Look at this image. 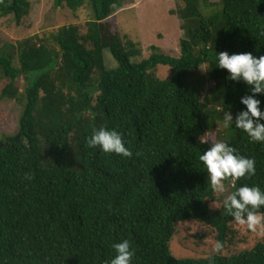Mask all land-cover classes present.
Segmentation results:
<instances>
[{"label": "trees", "instance_id": "trees-1", "mask_svg": "<svg viewBox=\"0 0 264 264\" xmlns=\"http://www.w3.org/2000/svg\"><path fill=\"white\" fill-rule=\"evenodd\" d=\"M84 1L53 3L76 10ZM89 1L84 30L61 25L0 49V101L21 104L16 131L0 139V264H105L123 239L135 249L132 264H264V241L197 259L174 258L168 248L186 219L212 228L221 246L228 241L235 218L224 205L209 208L218 192L199 159L209 147L199 136L215 127L218 110L235 118L246 107L240 97L247 87L226 78L217 51L264 54V0H182L176 12L187 37L179 55L151 46L133 63L126 49L139 43L108 20L122 0ZM29 10V0H0V15H12L16 25ZM106 48L114 69L105 66ZM159 64L171 67L170 77L156 76ZM202 65L212 81L204 105L202 79L189 82ZM258 98L264 109V96ZM100 127L122 133L133 155L90 147L86 138ZM226 130L224 141L253 157L256 173L224 184L230 193L241 185L264 190V143L234 125Z\"/></svg>", "mask_w": 264, "mask_h": 264}, {"label": "rangeland", "instance_id": "rangeland-1", "mask_svg": "<svg viewBox=\"0 0 264 264\" xmlns=\"http://www.w3.org/2000/svg\"><path fill=\"white\" fill-rule=\"evenodd\" d=\"M29 1V13L19 25L14 23L12 15H0V49L5 44H14L17 40L35 33L53 31L61 25L79 24L84 30V23L92 17L89 0H85L76 10H71L66 5L55 7L53 0ZM122 5L108 17V20L114 30L127 35V40L139 43L138 49L136 47L126 49L127 53L129 51L131 53L129 60L132 63L147 58L152 53L151 46L158 47L170 56L179 55V41L187 37L183 20L176 12L183 5L182 0H122ZM212 8H208L207 12L214 11ZM103 57L107 69L117 67V61L108 48L104 49ZM171 74L170 66L157 65L156 76L160 79L168 78ZM198 78H201L203 83L199 97L201 104L204 105L203 95L212 85L205 65L190 75V84L196 85ZM4 82L5 80L0 82V86ZM18 83L21 87L22 81ZM20 111L21 104L18 101L14 99L0 101V139L16 131ZM224 111L226 110H218L219 119L215 127L207 130L203 137H210L213 142L225 139L228 133L224 126ZM230 187L225 184V192H218L217 199L209 202V208L212 211L219 210L224 205L225 198L231 194ZM228 226L230 229L228 241L216 250L215 245L218 243L212 228L194 219L179 221L168 242L169 252L177 259L208 258L214 255L236 254L251 249L257 242L264 241V223L257 225L255 231L250 229L247 223L242 224L236 219Z\"/></svg>", "mask_w": 264, "mask_h": 264}, {"label": "clouds", "instance_id": "clouds-1", "mask_svg": "<svg viewBox=\"0 0 264 264\" xmlns=\"http://www.w3.org/2000/svg\"><path fill=\"white\" fill-rule=\"evenodd\" d=\"M259 50V48H257ZM216 66L227 71V79L243 82L248 94L240 97V103L246 107L240 109L235 118L231 111H224V126L242 130L247 133L250 141L264 143V109L261 108L264 96V54L254 55L253 52L217 51ZM92 148H99L104 153H115L123 157L133 155L126 146L122 133L115 129L100 127L94 129L86 138ZM201 144L210 146L199 156L206 167L208 181L216 192H225L224 180L228 177L239 179L254 176L256 173L255 159L241 155L239 151L224 140L213 142L210 137L199 136ZM228 212L240 223L256 230L257 225L264 223V215L257 211L264 206V190L258 185H241L224 200ZM115 255L105 264H132L135 249L129 240L123 239L112 245ZM220 244L215 245L218 250Z\"/></svg>", "mask_w": 264, "mask_h": 264}]
</instances>
